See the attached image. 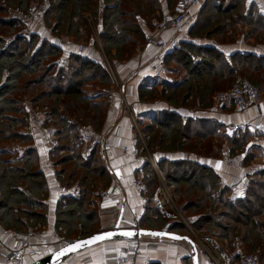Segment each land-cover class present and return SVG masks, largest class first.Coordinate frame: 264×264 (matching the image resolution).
<instances>
[{
	"label": "trees",
	"instance_id": "trees-1",
	"mask_svg": "<svg viewBox=\"0 0 264 264\" xmlns=\"http://www.w3.org/2000/svg\"><path fill=\"white\" fill-rule=\"evenodd\" d=\"M6 1L22 8L29 4V0ZM50 1L45 23L52 27V36L89 41L99 50L90 35L87 20L90 13L100 29L103 50L114 61L133 57L146 40L144 26L153 31L161 14L175 12L179 2L103 0L105 7L100 14V0ZM226 1L219 0L215 21L193 27V30L197 28L194 35L202 37L206 33L228 31L236 35L239 25H247L246 32L251 34L258 30L256 35L264 37V32L259 31H264V15H259L255 9L244 14L242 0L223 6ZM6 12L7 5L0 0V46L4 37L16 35L7 50L0 51V142L18 140L25 148H21L22 155L15 160L6 158L7 150L0 148V229L26 230L48 218V178L45 171L39 169V152L32 146L30 136L20 133L29 122L27 104L45 111L48 123L57 130L60 144L51 152L50 159L59 185L76 184L81 191L79 197L64 195L61 198L55 211V230L73 241L106 229L100 215L99 190L112 187V176L100 143H87L85 135L88 130L96 136L104 132L108 101L97 98L114 85L113 77L101 60L77 52L67 55L66 63L59 67L58 59L64 54L59 43L42 39L35 33L18 34L21 23L4 19ZM192 53L200 55L202 60H193ZM167 67L181 70L184 78L151 87L141 85L140 100L164 101L173 108H209L215 94L228 90L239 76L264 89V57L253 54L227 58L216 51L202 53L182 42L180 48L167 55ZM87 84L98 90L87 92ZM224 128L217 120L185 118L169 108L159 111L149 123L141 124L143 138L159 175L181 204L179 208L192 229L199 235L225 242L236 264L239 255L232 242L239 236L246 250L264 264V169L254 172L245 197L232 199L230 188L222 184L216 170L200 160L219 156L225 142L233 157L244 150L251 134L240 131L230 135ZM137 147L145 158L141 192L147 199V207L142 216V228H170L192 237L182 220L170 221L157 209L155 196L161 183L143 143L139 141ZM178 152H188L189 157H173ZM257 155L258 151L249 150L244 164H250ZM184 264L194 263L189 257Z\"/></svg>",
	"mask_w": 264,
	"mask_h": 264
},
{
	"label": "crops",
	"instance_id": "crops-1",
	"mask_svg": "<svg viewBox=\"0 0 264 264\" xmlns=\"http://www.w3.org/2000/svg\"><path fill=\"white\" fill-rule=\"evenodd\" d=\"M230 1L233 0L226 1L223 6L228 5ZM242 1L244 14H247L251 9H255L254 11L258 12L259 15H264V0ZM219 4V0H203L199 6L191 8L182 31L177 34L181 43L185 42L194 49L205 54H209L210 51L220 52L227 58L240 54H253L259 58L264 57V37L256 35L258 30L251 34L246 32L248 29L247 25H243V27L239 25V30L236 35H232L231 31L223 34L221 32H213L212 34L206 33L202 35V37L194 35L197 28L193 30V27L197 25L203 27L207 22L211 24L215 21L214 16L217 14L216 12L218 10L216 6ZM164 5L165 4H163V6ZM46 29L44 20H39L33 27L34 33L38 35L47 32ZM144 29L147 37L150 31L145 26ZM259 31L261 33L264 32L262 29ZM46 35L48 36L46 39L59 43L63 49L64 55H69L78 50L77 44L74 43L76 42L74 39L69 40L71 42L63 44L59 38L52 36L49 31ZM174 35L175 31L168 28L158 36L169 39ZM158 51L159 49L155 42H148L146 39L133 57L123 61H114L117 78L119 80L118 83L124 91L126 103L130 109L129 111L126 109L124 102L119 96H116L111 102L108 101L107 94L97 98L99 100L105 99L108 101L105 128L101 136L107 139L109 143L106 152L103 153V157L112 176V187L105 189L117 188L120 191L116 197L105 199L100 193L103 189L99 190L100 198L98 202L100 205V215L102 223L107 228L115 225L120 217L119 215L121 214L123 206H125L121 222L123 226H128L136 214L143 215L147 207L146 197L142 195L141 190L134 186L135 180H142L145 158L141 153H136L138 147L134 142V138L137 137V131L133 126L132 116L135 118L137 124L138 121L140 124H146L152 121L159 111L169 108L178 111L185 118H210L217 120L220 124L224 125V131L226 133H228V126L230 124H246L239 132L247 131L251 134L252 143L249 145L248 150L258 151V155L253 160L254 162L245 165L241 163V159L238 157H234V163L232 164L219 158V156L210 158L203 157L200 159L202 163H206L216 170L222 179V184L224 182L226 185H229L239 181L247 175L253 178L254 172L257 171L258 165L264 157V89L261 90V88H259L261 92L260 106L249 108L242 113L235 111L234 106L230 102L226 103L223 110H219L217 107L216 94L213 104L209 108L191 106L173 108L164 101H142L139 99L138 93L141 85L151 87L156 84L172 83L182 80L185 76L184 75L179 80H173L170 78V75L176 74L173 69H168L161 75L154 74L151 68V60L156 56ZM84 54L94 60H100L101 57L100 51L95 49L94 46H89ZM240 78L244 77H237V79ZM111 89L116 91L114 86H112ZM26 113L28 114V110ZM30 126L32 134L36 132L37 140L34 141L33 146L39 151V157L42 159V168L46 172L49 184V195L47 199L48 218L47 221L40 222L37 225V227L42 230V239H40L44 242V244L41 245V250L43 253L47 254L59 246L57 240L52 236V231L55 226L56 207L64 194L61 191V185H59L55 178V168L46 164L45 151L40 144L38 132L31 124ZM252 134L255 135L252 136ZM87 143L92 144L89 141ZM21 153L20 151V155ZM173 157L187 158L189 157V153L178 152L173 154ZM231 193L233 199L235 196L232 191ZM0 239L9 247H15L17 245V240L11 231L0 229ZM144 239L146 242L153 241L151 238ZM157 241V245H149V242L143 244L142 253L139 257V264H149L151 262L160 264H184L185 258L191 257V248L186 242L171 239H157ZM123 245V240L103 242L70 257L62 264H118L116 257ZM236 263L237 262L234 261L231 262V264ZM0 264L8 263L0 258ZM199 264L214 263L199 249Z\"/></svg>",
	"mask_w": 264,
	"mask_h": 264
},
{
	"label": "built area",
	"instance_id": "built-area-1",
	"mask_svg": "<svg viewBox=\"0 0 264 264\" xmlns=\"http://www.w3.org/2000/svg\"><path fill=\"white\" fill-rule=\"evenodd\" d=\"M203 0H179L177 9L175 12H164L161 14L159 19L155 22L154 30L151 31L146 39L148 42H155L159 51L156 56L153 57L151 60V68L154 74L161 75L168 70L167 67V55L174 52L181 46V41L178 39L177 34L182 31L184 24L190 14L191 8L199 6ZM2 2L7 5V12L4 16L6 20H15L21 23V29L18 34H22L25 36H29L34 33L33 27L39 20L45 21V15L51 6L50 0H29V4L26 8L19 7L17 5L8 4L6 0H2ZM105 7V3L103 0H100V14ZM87 20L89 27L92 32L93 39L97 42L99 46V51L106 55L101 39H100V29L98 25L95 23L94 18L90 13L87 14ZM47 30L52 34V27L46 25ZM171 28L175 31V35L170 37L169 39H164L159 37L158 35L163 32L164 30ZM16 35L14 36H6L4 37V42L0 46V51H5L7 48L12 44ZM2 37V36H1ZM63 44L71 42L63 37L59 38ZM76 41V40H75ZM73 42V41H72ZM77 44L78 50L77 53L84 54L87 48L92 43L89 41H76L74 42ZM193 60L201 61L202 58L200 55L191 54ZM67 55L61 56L58 59L57 65L59 67L63 66L66 63ZM108 66L111 69V65L109 63L108 57H105ZM4 74L7 72V69H4ZM118 90L113 91L111 88L106 90L107 99L109 102L113 101L116 96H119L125 104L126 109L129 111V106L126 103V98L124 95V91L122 87L119 85L116 77L113 75ZM216 99L218 103V109L223 110V107L226 103L230 102L234 106V110L242 113L245 110L252 108V107H259L261 101V92L258 86L247 78H240L237 79L232 86L227 91H221L216 94ZM28 119L32 127L36 129L38 132V138L40 140V144L43 146L45 151V159L46 164L48 166H53L52 161L50 159V154L53 152L60 144L59 137L57 134L56 128L48 123V117L45 111L39 108H32L31 106L28 107ZM133 126L137 131V137L134 138L135 144H138L139 141L143 143L144 148L146 149L149 159L151 161L152 167L157 173L161 187L159 192L155 196V203L157 209L166 216L168 220L180 219L182 220L185 225L189 228L192 238L195 240L198 249H200L203 253H205L210 260L214 264H231V256L229 253L223 248V246L216 242L215 239L211 236L207 235H199L195 232L186 218L184 217L183 213L181 212L180 208L176 204L175 198L169 192L168 188L163 183L159 171L154 161L153 157L149 153L145 140L143 138L142 132L137 124L135 118L132 116ZM246 126L243 125H234L230 124L228 126V133L233 135L234 133H238L241 128ZM263 129H264V122H263ZM255 132V131H254ZM255 134H252L254 136ZM85 138L95 144L99 142L101 144V152L105 153L107 147L109 145L108 140L105 138L96 136L93 131L88 130ZM252 139V137H251ZM248 142L244 150L240 153H237L235 157L241 159V163L244 164V160L249 152V145L252 143V140ZM17 149L19 146L16 147ZM231 148L227 142L223 144V151L219 155V158L228 161L229 163H234V157L230 155ZM136 153H139V149H136ZM254 162V161H252ZM247 165V164H245ZM258 169H264V157L260 161L258 165ZM257 169V170H258ZM254 178V177H253ZM249 175L241 178L237 182H233L229 185H226L223 182V185L228 186L230 190L234 193V198H243L247 195L248 190L250 188L251 180L253 179ZM134 186L137 187L139 190L142 191L144 184L142 180H135ZM61 191L64 195H69L73 197H79L81 195L80 188L74 184L72 186H61ZM25 194L28 193L27 189H23ZM103 198L108 199L112 197H116L120 191L117 188L114 189H104L101 192ZM142 214H136L130 224L128 226L133 228H141V221H142ZM122 222V221H121ZM13 236L17 240V245L15 247H9L2 239H0V258L7 262L8 264H29L41 256L45 255L41 250V245L44 244L41 241L42 237V230L38 227H28L26 230H15L12 231ZM52 236L57 240L59 246H62L70 241L68 238L55 230L52 231ZM41 238V239H40ZM153 241L149 242V245H157V239H152ZM146 242L145 239H135V240H128L124 241V245L118 252L116 257V261L118 264H139V257L142 253L143 244ZM146 242V243H147ZM233 246L239 255L238 264H260L258 257L246 250L244 247L245 245L241 242L239 236H236L233 240ZM58 246V247H59ZM84 264V263H81Z\"/></svg>",
	"mask_w": 264,
	"mask_h": 264
},
{
	"label": "water",
	"instance_id": "water-1",
	"mask_svg": "<svg viewBox=\"0 0 264 264\" xmlns=\"http://www.w3.org/2000/svg\"><path fill=\"white\" fill-rule=\"evenodd\" d=\"M124 208L125 206H123L121 214L119 215L120 217L118 218L113 227L106 228L101 231H97L89 236L70 241L62 246L57 247L53 251L41 256L40 258L29 264H62L63 262L67 261L70 257L103 242L121 240L128 241L144 238L171 239L175 241L186 242L191 248V257L193 263L199 264V249L195 240L191 236L173 232L170 228L154 230L142 227L137 229L130 226H123L121 224V221L123 218ZM127 233H130L131 235H127ZM98 236L104 238L100 240H94V238ZM81 242L89 243L81 244ZM76 244H81V246L75 248V250L64 251L66 249H70L72 245ZM61 252H64V254L61 255Z\"/></svg>",
	"mask_w": 264,
	"mask_h": 264
},
{
	"label": "rangeland",
	"instance_id": "rangeland-1",
	"mask_svg": "<svg viewBox=\"0 0 264 264\" xmlns=\"http://www.w3.org/2000/svg\"><path fill=\"white\" fill-rule=\"evenodd\" d=\"M46 31L48 32L47 29H46ZM47 32H43V34H40L39 37L42 38V39H46L48 37L46 35ZM40 33H42V32H40ZM90 35H92V34H90ZM91 40H92V38H91ZM100 55H101V57H100L101 63H103L104 67L107 68L110 71L112 77L114 75L116 77V80L119 81L118 78H117V74H116V67H115L114 60H110V58L107 55H103V53H101V52H100ZM105 57H108L109 63L111 65V69H110V67L107 64V61H106V58ZM175 68H177V66ZM173 70L176 72V74L170 75L171 76L170 78H172L173 80H179L181 77H183L185 75L179 69H173ZM113 82H114V85L113 86H114L115 90L117 91L118 90V87H117V84H116V81H115L114 77H113ZM85 87H86L87 92H89V93H93V92H96L98 90L97 88H93L92 84H87ZM29 106H30V104H27V108ZM138 124H139V128L141 130V124L139 123V121H138ZM20 133L30 136V138L32 140V142H31L32 143V146L34 145V141L37 140L36 139V132H34L32 134V130H31V126H30V123L29 122H28L26 128L20 129ZM12 146H13V148H12ZM15 146L16 147L19 146V148L17 149ZM23 147L25 148V145L22 142L18 141V140H10V141H8V140L5 141L4 140V141H1L0 142V148H3L4 150H7V152H8V154H6L5 157L6 158H9L11 160H15L16 158H18L20 156V151H21V148H23ZM16 150H17V152H16ZM21 155H22V153H21ZM38 164H39V169H43L42 168V159H38ZM45 174H46V172H45ZM173 197L175 198V201H176V204H178V207H181V204H179V202H177L176 197L175 196H173ZM187 221H188V219H187ZM216 241L218 243H220L227 252L229 251L228 250L229 248L227 247L228 245H226L225 242H221V241H218V240H216ZM117 249H118V247H117ZM261 264H263V263H261Z\"/></svg>",
	"mask_w": 264,
	"mask_h": 264
},
{
	"label": "snow or ice",
	"instance_id": "snow-or-ice-1",
	"mask_svg": "<svg viewBox=\"0 0 264 264\" xmlns=\"http://www.w3.org/2000/svg\"><path fill=\"white\" fill-rule=\"evenodd\" d=\"M127 235H131V234H130V233H127ZM103 238H104V237L98 236V237H95L94 240H100V239H103ZM84 243H89V242H81V244H84ZM81 244L72 245V246L70 247V249H66V250H64V251L75 250V248L80 247ZM60 254L63 255L64 252H61Z\"/></svg>",
	"mask_w": 264,
	"mask_h": 264
}]
</instances>
